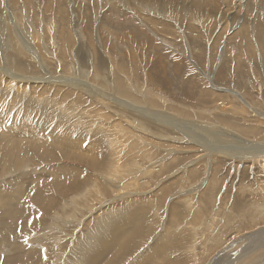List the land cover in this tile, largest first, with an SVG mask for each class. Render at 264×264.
I'll return each mask as SVG.
<instances>
[{
    "label": "rangeland",
    "instance_id": "1",
    "mask_svg": "<svg viewBox=\"0 0 264 264\" xmlns=\"http://www.w3.org/2000/svg\"><path fill=\"white\" fill-rule=\"evenodd\" d=\"M263 151L264 0H0V264H264Z\"/></svg>",
    "mask_w": 264,
    "mask_h": 264
},
{
    "label": "bare ground",
    "instance_id": "2",
    "mask_svg": "<svg viewBox=\"0 0 264 264\" xmlns=\"http://www.w3.org/2000/svg\"><path fill=\"white\" fill-rule=\"evenodd\" d=\"M197 1H199L200 2V0H197ZM226 2V1H225ZM47 3V2H46ZM11 5V4H10ZM213 5V4H212ZM3 70V69H2ZM10 75V74H9ZM12 76V75H11ZM21 77V76H20ZM14 78V77H13ZM12 78V79H13ZM11 79V80H12ZM15 79V78H14ZM16 81V80H15ZM25 81V80H24ZM210 129H212V128H210ZM214 130V129H213ZM14 132V131H13ZM19 133H21V131H18ZM197 133V132H196ZM200 134V133H199ZM15 135V134H14ZM210 135V134H209ZM13 136V135H12ZM17 136V135H16ZM211 137V136H210ZM209 137V138H210ZM211 139V138H210ZM215 139V138H214ZM20 140V139H19ZM220 142V141H219ZM15 143H17V144H14V146L13 145H10V148L9 149H6V152H11V153H15L16 151H17V149H18V147L20 146V141L19 142H16L15 141ZM222 143V142H221ZM32 144V143H31ZM30 144V145H31ZM215 144V143H214ZM218 144V143H217ZM210 145V144H209ZM221 145V144H220ZM214 146V145H213ZM212 146V147H213ZM208 147V146H207ZM225 147V146H224ZM209 148V147H208ZM207 148V149H208ZM213 148H215V147H213ZM210 150H211V148H209ZM228 149H229V147H228ZM39 150V149H38ZM220 151V150H219ZM224 151V150H223ZM227 151V150H226ZM228 152V151H227ZM231 152V151H230ZM229 153V152H228ZM232 153H234V152H232ZM260 154H264V151L263 152H261ZM262 158V157H261ZM259 160V159H258ZM260 161H262V160H260ZM19 183H21L20 181H13L12 182V185H16V184H19ZM10 190H11V188H10ZM10 190H8V193H12ZM1 192V191H0ZM4 196V195H3ZM24 197V196H23ZM5 198V197H4ZM6 198H8V196H6ZM9 198H11V195L9 196ZM21 200H23V199H21ZM11 201V200H10ZM1 203V202H0ZM36 205H38L39 207H42L43 206V203L42 202H38ZM11 207L10 208H8V211L6 212V213H4L3 215H2V217H1V220H0V224H2L3 222H4V220H5V217L8 215V213L10 212H12V210H14V206H13V208L11 209ZM133 221H134V219H133ZM131 222H132V220H131ZM130 222V220L129 221H125L124 222V224H122L121 225V229H120V233L124 236L126 233H128L130 230H131V228L126 232V230L125 229H127V227H128V225L131 223ZM135 222H133V224H134ZM136 225V224H135ZM132 227V226H131ZM0 228H2V226L0 225ZM117 230H119V229H117ZM136 234V232H134V229L133 230H131V232H130V234L129 235H127V236H124L123 238H121L117 243H119L120 241H122V240H130V237L129 236H131V237H133L134 235ZM255 242V241H254ZM111 243H112V241H108V243L106 244V246H107V249L108 248H110L109 246L111 245ZM116 247V245L113 247V248H111V250L109 251V253L111 254V251H113L114 250V248ZM156 250V252H157V254L160 256V254L161 253H163V252H165V251H167L168 249L167 248H155ZM116 250V249H115ZM117 251H118V249H117ZM116 251V252H117ZM108 253V254H109ZM168 253V252H167ZM114 254V253H113ZM165 253H163V255H164ZM222 255V254H221ZM158 256V257H159ZM163 258H166V256L164 255V257ZM105 259V258H104ZM152 258H148L147 259V261L146 262H142V261H140L139 262V264H150V263H152ZM153 264V263H152ZM154 264H157V263H154Z\"/></svg>",
    "mask_w": 264,
    "mask_h": 264
}]
</instances>
